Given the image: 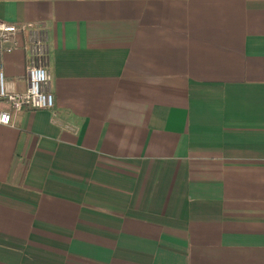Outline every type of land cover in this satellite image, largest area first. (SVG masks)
<instances>
[{
    "label": "crops",
    "instance_id": "0c3cea01",
    "mask_svg": "<svg viewBox=\"0 0 264 264\" xmlns=\"http://www.w3.org/2000/svg\"><path fill=\"white\" fill-rule=\"evenodd\" d=\"M0 21L49 30L56 101L0 100V264H264V0H0Z\"/></svg>",
    "mask_w": 264,
    "mask_h": 264
},
{
    "label": "built area",
    "instance_id": "2783aa9c",
    "mask_svg": "<svg viewBox=\"0 0 264 264\" xmlns=\"http://www.w3.org/2000/svg\"><path fill=\"white\" fill-rule=\"evenodd\" d=\"M26 33L29 41V64L27 66L28 86L24 91L14 90L5 76L4 56L19 45V36ZM49 30L36 23H9L0 21V100H6L16 110L25 106L33 109H52L55 95L52 89V75L49 69ZM0 122L11 123V114L1 112Z\"/></svg>",
    "mask_w": 264,
    "mask_h": 264
}]
</instances>
